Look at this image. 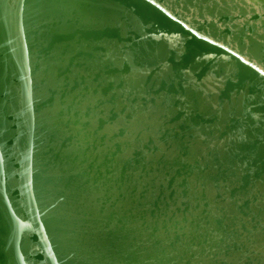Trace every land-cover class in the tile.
<instances>
[{
    "label": "water",
    "instance_id": "water-1",
    "mask_svg": "<svg viewBox=\"0 0 264 264\" xmlns=\"http://www.w3.org/2000/svg\"><path fill=\"white\" fill-rule=\"evenodd\" d=\"M0 264H264V0H0Z\"/></svg>",
    "mask_w": 264,
    "mask_h": 264
}]
</instances>
